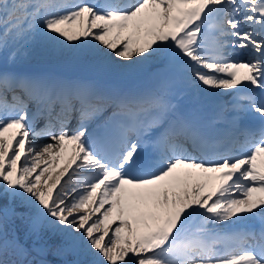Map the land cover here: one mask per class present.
Masks as SVG:
<instances>
[{"label": "snow or ice", "instance_id": "obj_1", "mask_svg": "<svg viewBox=\"0 0 264 264\" xmlns=\"http://www.w3.org/2000/svg\"><path fill=\"white\" fill-rule=\"evenodd\" d=\"M39 50L156 78L16 70ZM4 53L0 264H49L29 259L48 248L27 247L17 218L72 264H264V0H0ZM177 83L193 106L231 94L211 121L228 127L214 136Z\"/></svg>", "mask_w": 264, "mask_h": 264}, {"label": "trees", "instance_id": "obj_2", "mask_svg": "<svg viewBox=\"0 0 264 264\" xmlns=\"http://www.w3.org/2000/svg\"><path fill=\"white\" fill-rule=\"evenodd\" d=\"M7 53L4 54H0V68L4 67L6 62H7ZM56 58V59H55ZM63 56L60 55H51L48 54L47 52L43 51V50H39V51H35L32 54L28 55L27 57L20 59L17 64H16V68L19 70H26L28 68H33L36 67L38 65H42L43 61L47 60V62L50 60L52 62H56L58 60L63 59ZM9 66H11L9 64ZM25 221L21 220V219H14V221L10 224V228H12L11 226H13L16 231L17 234L20 236L21 240L23 242L26 243V246L29 247L30 249L35 246L37 248L39 247H47L48 251L46 254L44 255H38L35 252L32 253V255L29 256V259H35V260H46L49 262V264H72L73 261L77 260L74 259L73 254H71L70 252H68L67 254L64 255H57L55 253V251L53 250V245L55 243H58V241H53L50 240L48 238V235L42 236L41 239L37 240L34 237H29L26 241H25V235L27 233V231H25ZM47 234V233H46ZM81 259V258H80Z\"/></svg>", "mask_w": 264, "mask_h": 264}, {"label": "rangeland", "instance_id": "obj_3", "mask_svg": "<svg viewBox=\"0 0 264 264\" xmlns=\"http://www.w3.org/2000/svg\"><path fill=\"white\" fill-rule=\"evenodd\" d=\"M241 58L244 59V60H247L248 56H244V57H241ZM116 59H118V58H116ZM75 65H77V63L75 61H73L70 65H65L64 72L68 73V74H71L72 69L74 68ZM154 66H155L154 69H157L158 66L157 65H154ZM84 67L87 68V71L85 73L86 75L94 76L100 82H103L106 79V75L107 74H106V72H104L105 68H100V67H98V65L94 66L93 64H89L88 65L87 63H85ZM118 72H119L120 75L128 76L129 78L133 79V81L134 80L135 81L138 80L140 83L143 84V85H139V87H141V88L150 86L151 83L153 82L151 80H154L156 78L155 74H151L150 72H148V70L146 71L142 67L140 69H138V70H133V71L119 70ZM28 75H33V73L32 74H28ZM52 75H53V72H50V76H52ZM176 89H177L178 94H181L183 96H184V94L187 93L185 88H184V86L182 84L177 83ZM228 95L229 94L223 95V102L225 103V105L227 103V98H229V96H230V95L229 96ZM203 99H205V97ZM94 125L95 124H92V126H94ZM73 167H75V165ZM80 258L83 259V257H79V259Z\"/></svg>", "mask_w": 264, "mask_h": 264}, {"label": "bare ground", "instance_id": "obj_4", "mask_svg": "<svg viewBox=\"0 0 264 264\" xmlns=\"http://www.w3.org/2000/svg\"><path fill=\"white\" fill-rule=\"evenodd\" d=\"M118 60V59H117ZM122 86V85H121ZM214 99V97H212L211 98V100L210 101H212ZM218 103H215L214 105H217ZM74 122H75V120H74ZM241 139H242V137H241Z\"/></svg>", "mask_w": 264, "mask_h": 264}]
</instances>
